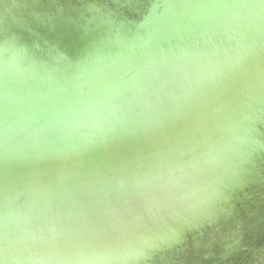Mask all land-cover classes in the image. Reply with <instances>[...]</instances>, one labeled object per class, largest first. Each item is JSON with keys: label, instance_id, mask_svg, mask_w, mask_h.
I'll return each mask as SVG.
<instances>
[{"label": "water", "instance_id": "water-1", "mask_svg": "<svg viewBox=\"0 0 264 264\" xmlns=\"http://www.w3.org/2000/svg\"><path fill=\"white\" fill-rule=\"evenodd\" d=\"M0 264H264V0H0Z\"/></svg>", "mask_w": 264, "mask_h": 264}]
</instances>
